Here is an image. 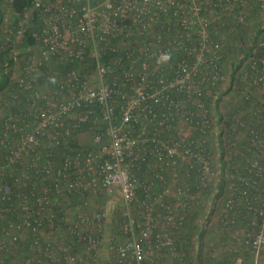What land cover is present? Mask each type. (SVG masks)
Segmentation results:
<instances>
[{"label":"built area","instance_id":"obj_1","mask_svg":"<svg viewBox=\"0 0 264 264\" xmlns=\"http://www.w3.org/2000/svg\"><path fill=\"white\" fill-rule=\"evenodd\" d=\"M30 1L0 0V264H197L195 216L259 257L264 0Z\"/></svg>","mask_w":264,"mask_h":264},{"label":"trees","instance_id":"obj_2","mask_svg":"<svg viewBox=\"0 0 264 264\" xmlns=\"http://www.w3.org/2000/svg\"><path fill=\"white\" fill-rule=\"evenodd\" d=\"M30 0H16V2L14 3V8L16 11L18 12H23L25 6L30 4ZM1 15H2V7L0 4V20H1ZM32 41L27 37L25 39V45H29L31 44ZM1 59V58H0ZM73 65V64H72ZM65 67L61 66V70H64ZM7 78V75H3L2 78H0V87L1 85L4 83L5 79ZM81 140V136L79 137ZM78 142V137L75 139L74 144H76ZM73 198V197H72ZM118 211V209H117ZM119 215V212H116ZM198 221V222H197ZM183 232L185 235V241L184 244H187V246H192L193 244H200L201 245V249L199 251V257L197 260V264H215L214 262L208 261L211 258L209 257V259L207 260V262L204 261V258L202 256V251H205L206 248H203V242H207L208 245H210V242L214 240V238L216 237V230L215 229H210V228H202V225H200L199 220H197V217H191L189 220H187V222L185 221V226L183 228ZM238 255V253H234V254H221L219 258H217L216 260H214L217 264H231L232 260L234 259V257ZM212 262V263H211Z\"/></svg>","mask_w":264,"mask_h":264},{"label":"rangeland","instance_id":"obj_3","mask_svg":"<svg viewBox=\"0 0 264 264\" xmlns=\"http://www.w3.org/2000/svg\"><path fill=\"white\" fill-rule=\"evenodd\" d=\"M84 135H86L85 141L89 142L91 140V137H90L91 133L90 132H84ZM82 141L84 142V140H82ZM115 205L120 206L121 202L119 201ZM108 206H110V210H113L114 205H111V203H109ZM240 251L241 252H239L238 255H236L234 257V259L232 260L231 264H253L255 255L251 251V249L249 247H244ZM207 253H208L207 250L202 251V256H203L205 262H207V260L209 259V255ZM255 259H257V261H258L257 263L258 264H264V251L262 253H260L259 257H255ZM211 260L212 259H210L208 261H211ZM212 262L217 264L214 260H212Z\"/></svg>","mask_w":264,"mask_h":264},{"label":"crops","instance_id":"obj_4","mask_svg":"<svg viewBox=\"0 0 264 264\" xmlns=\"http://www.w3.org/2000/svg\"><path fill=\"white\" fill-rule=\"evenodd\" d=\"M82 135H83V140L86 139V138H84V133Z\"/></svg>","mask_w":264,"mask_h":264}]
</instances>
